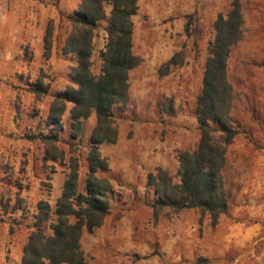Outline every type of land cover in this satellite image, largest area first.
<instances>
[{"label": "rangeland", "instance_id": "rangeland-1", "mask_svg": "<svg viewBox=\"0 0 264 264\" xmlns=\"http://www.w3.org/2000/svg\"><path fill=\"white\" fill-rule=\"evenodd\" d=\"M77 1L0 0V264H19L37 203L55 208L70 158L77 159L80 188L86 178L94 115L82 121V138L72 139L68 105L57 145L62 158L45 160L43 144L28 139L49 132L43 121L52 96L70 84L74 60L61 53L70 25L61 13H73ZM239 2L243 35L227 63L239 131L223 169L227 212L216 225L198 209L164 208L155 215L146 178L160 167L177 182L178 151L199 142L195 108L213 23L232 0H138L132 51L141 62L129 72L128 104L113 108L117 140L99 146L109 167L97 176L113 188L110 213L80 239L90 264H264V0ZM105 26L102 21L95 30V75L102 68ZM48 30L52 47L45 58ZM174 56L175 63L165 66ZM39 78L49 94L36 98L30 85ZM52 218L38 225L46 235Z\"/></svg>", "mask_w": 264, "mask_h": 264}, {"label": "trees", "instance_id": "trees-1", "mask_svg": "<svg viewBox=\"0 0 264 264\" xmlns=\"http://www.w3.org/2000/svg\"><path fill=\"white\" fill-rule=\"evenodd\" d=\"M110 6L109 13L105 7ZM138 11V0H79L78 8L70 14H62L70 25L63 55H70L75 65L68 75L69 85L52 97L47 118L43 121L47 134L28 136L38 139L43 146L45 160L63 157L57 145L63 130L62 117L68 105L71 119L70 137L82 138V121L94 115L93 131L88 139L86 156L87 174L79 187L78 162L70 158L62 192L53 209L47 201L37 203L34 229L23 247L21 264H90L81 250L80 239L84 232L99 228L110 213L113 188L108 179L98 177V172L108 170L107 159L102 157L99 146L114 144L117 129L113 121V108L126 107L129 102V72L141 60L132 51V17ZM107 41L99 56L100 73L91 71L95 30L100 22ZM243 15L239 0H232L227 13H219L213 23L214 37L208 45V55L202 76V89L197 97L195 117L200 138L195 149L177 153L178 169L175 182L163 168H156L146 178V187L153 190L148 205L156 215L164 208L175 212L198 209L208 214L211 224L228 210L223 169L227 148L239 131L232 118L234 89L227 78V63L234 47L243 35ZM45 58L51 54V32L44 37ZM176 56L165 66L174 64ZM36 98L49 94V84L39 78L30 85ZM51 235L38 226L50 219Z\"/></svg>", "mask_w": 264, "mask_h": 264}, {"label": "crops", "instance_id": "crops-1", "mask_svg": "<svg viewBox=\"0 0 264 264\" xmlns=\"http://www.w3.org/2000/svg\"><path fill=\"white\" fill-rule=\"evenodd\" d=\"M77 3H78V1H77ZM73 11V10H72ZM74 65H75V62H74ZM61 192H62V190H61ZM61 195V194H60ZM24 245L25 244H23V247H24ZM23 247H22V249H23ZM23 252V251H22ZM23 254V253H22ZM22 254H21V256H20V260H19V264H21V258H22Z\"/></svg>", "mask_w": 264, "mask_h": 264}]
</instances>
